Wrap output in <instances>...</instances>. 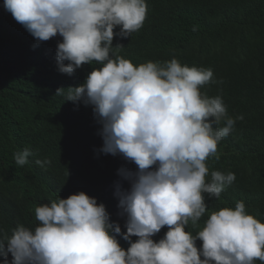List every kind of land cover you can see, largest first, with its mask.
I'll return each instance as SVG.
<instances>
[{
    "label": "clouds",
    "instance_id": "9594fccd",
    "mask_svg": "<svg viewBox=\"0 0 264 264\" xmlns=\"http://www.w3.org/2000/svg\"><path fill=\"white\" fill-rule=\"evenodd\" d=\"M3 7L46 60L56 52L52 72L71 76L84 64L96 67L78 86L54 93L72 112L91 106L82 138L37 144L33 130H74L43 112L33 129L12 122L3 130L12 153L2 172H38L26 215L0 222V264H264V223L243 201L198 223L207 211L204 194L220 198L236 179L213 170L206 182L207 159L220 158L218 142L243 119L228 115L220 95L201 93L222 81L211 68L176 58L134 66L113 52L114 35L129 37L143 26L146 0H3ZM109 196L126 217L124 232L110 221ZM189 223L195 234L186 231Z\"/></svg>",
    "mask_w": 264,
    "mask_h": 264
},
{
    "label": "trees",
    "instance_id": "16d2710c",
    "mask_svg": "<svg viewBox=\"0 0 264 264\" xmlns=\"http://www.w3.org/2000/svg\"><path fill=\"white\" fill-rule=\"evenodd\" d=\"M146 4V19L138 31L129 37L114 35V54L134 66L176 58L182 66L211 68L214 78L222 82L201 87V93L209 97L220 95L229 116L243 115L242 120L235 121L233 131L218 142L220 158L209 157L206 161V182L213 170L232 172L236 179L221 192L220 198L204 194L207 211L198 223L202 225L212 211L234 208L237 201H243L246 212L264 223V0H146ZM16 24L0 0V222L5 225L25 216V210L37 198L34 177L38 171L20 170L15 177L2 172L6 157L12 153L2 134L4 128L13 122L33 129L43 112L68 120L74 130H33L37 144L49 148L60 141L82 138L86 135L85 110L91 106L83 104L86 109L72 112L69 101L54 93L58 87L78 86L96 67L95 63L84 64L71 76L61 73L60 78V73L50 70L57 68L56 52L46 60L19 36ZM118 31L119 26L114 33ZM222 126L223 122L214 125ZM108 155L125 167L133 164L120 155ZM121 181L122 188L127 189L128 182L122 177ZM108 203L110 221L126 231V217L118 214L121 210L117 197L109 196ZM166 231L165 226L153 240L161 239ZM186 231L195 234L197 229L189 223ZM131 239L135 241L137 237ZM117 240L122 248H128L122 237L117 236ZM255 264L261 262L257 260Z\"/></svg>",
    "mask_w": 264,
    "mask_h": 264
}]
</instances>
